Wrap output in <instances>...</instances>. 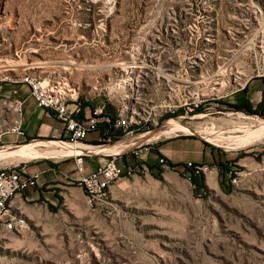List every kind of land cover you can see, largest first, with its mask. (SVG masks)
<instances>
[{
    "label": "rangeland",
    "instance_id": "1",
    "mask_svg": "<svg viewBox=\"0 0 264 264\" xmlns=\"http://www.w3.org/2000/svg\"><path fill=\"white\" fill-rule=\"evenodd\" d=\"M133 58L147 66L158 58L179 80L201 76L219 99L179 110L150 138L99 140L116 146L106 152L125 169L107 199L89 204L66 178L69 189L28 210L23 231H0V264H264V139L235 147L250 134L238 127L264 118L229 106L230 91L264 79V0H0V85L63 77L90 111ZM170 137L201 140L204 171L160 156ZM69 156L41 157L55 166Z\"/></svg>",
    "mask_w": 264,
    "mask_h": 264
},
{
    "label": "built area",
    "instance_id": "2",
    "mask_svg": "<svg viewBox=\"0 0 264 264\" xmlns=\"http://www.w3.org/2000/svg\"><path fill=\"white\" fill-rule=\"evenodd\" d=\"M134 54H137L134 50ZM133 58L117 72L118 78L109 76L100 87V103L91 108L89 117L80 120L76 116L81 110L78 97H73L74 91L62 77L61 79H41L38 76L25 74L20 83L27 86L30 98L35 106L61 121L64 125L65 137L63 143L71 147L85 145L90 133H97L104 143L120 138L137 139L149 135L159 122H167L176 116L179 110L187 114L203 107L210 99H219L217 91L212 88L208 93L204 89L203 78L188 76L178 79L174 71L168 68V63L161 65L154 58V65H140ZM156 64V65H155ZM196 70L197 63L191 64ZM116 74V73H115ZM176 75V73H175ZM152 83L155 92H149L144 84ZM217 86V83L214 85ZM238 90V89H237ZM237 90L230 91L233 95ZM155 94V95H153ZM113 99L116 101L114 115L109 116L107 110ZM15 121L11 126H0V146L3 136L15 134L24 137L21 127L23 101L16 98L12 101ZM101 148L103 146H94ZM87 151V150H86ZM90 152L71 155L76 173L80 175L78 182L85 193L89 204H98L107 199L110 187L125 172L124 167L117 163L115 154H110L103 165H99L88 174L84 173V158ZM163 160L161 159L160 162ZM198 171L205 168L188 163ZM37 185V176H26L19 169L0 170V231L20 233L26 227V217L11 203L16 196Z\"/></svg>",
    "mask_w": 264,
    "mask_h": 264
},
{
    "label": "crops",
    "instance_id": "3",
    "mask_svg": "<svg viewBox=\"0 0 264 264\" xmlns=\"http://www.w3.org/2000/svg\"><path fill=\"white\" fill-rule=\"evenodd\" d=\"M19 81L20 79H17L11 83L0 85V126H11L14 123L15 113L11 107L12 99L20 98L23 101L22 116L20 118L21 127L25 132L24 137H18L15 134L3 136L2 145L0 146V170L19 169L26 176H37L36 187L16 196L11 203L25 216L29 209L41 208L42 204H44L43 200L51 203L50 200L53 198L55 188L69 189L64 188L66 183H68L66 178L76 179L80 175L76 173L73 159L51 166L48 162L42 160L43 157L20 158V150L1 153L7 149L23 148V146H27V144L24 145L27 141L61 139L54 142H64L62 139L66 135L63 123L50 112L37 108L30 98L27 86L21 84ZM92 101L93 104H90V108L100 103L101 98L99 93L95 94ZM111 105H114L113 102H111ZM229 106L236 107L242 112L250 108L251 110H258L264 113V79L254 78L246 81L231 96ZM89 114L90 111L84 109L76 117L80 120H85L89 117ZM256 116L262 117L259 114H256ZM98 143L99 136L97 133H90L85 141V145L93 149H96L94 146ZM114 147L116 146H110V148L101 147L100 151H102L98 152L101 155L100 157L85 158L84 173L88 174L99 165H103L108 155L116 154L114 152H106V150ZM97 149L99 150V148ZM157 151L171 166L176 167H183L188 163L200 165L210 159V154L205 150L202 141L193 137L185 139L170 137L169 141L162 147H159ZM52 188L54 190H51Z\"/></svg>",
    "mask_w": 264,
    "mask_h": 264
},
{
    "label": "bare ground",
    "instance_id": "4",
    "mask_svg": "<svg viewBox=\"0 0 264 264\" xmlns=\"http://www.w3.org/2000/svg\"><path fill=\"white\" fill-rule=\"evenodd\" d=\"M65 81H67L65 79ZM253 119V118H252ZM246 125V126H245ZM243 126H239L238 128L243 129V131L248 132L252 135H247L241 139L240 142L235 143V147H247L249 145H253L256 143H260L264 139V120L260 121H252ZM239 129V130H240ZM186 133H190V131L187 129L185 130ZM147 136V137H146ZM146 138L152 137L151 134L146 135ZM42 147V148H40ZM102 148H105L102 147ZM110 148V147H106ZM19 151L20 158H33V157H41L46 156L53 159L58 160L57 158L66 157L68 155H73L77 153L82 152H101L100 149L98 150L93 149L90 146H84V145H77L75 147H71L63 142H35L27 146H23V148H16V149H10L6 150L1 153H9L13 151ZM87 150V151H86Z\"/></svg>",
    "mask_w": 264,
    "mask_h": 264
},
{
    "label": "trees",
    "instance_id": "5",
    "mask_svg": "<svg viewBox=\"0 0 264 264\" xmlns=\"http://www.w3.org/2000/svg\"><path fill=\"white\" fill-rule=\"evenodd\" d=\"M247 112L254 113V114H259L262 117H264L263 112H259L258 110H251L250 108L245 109ZM194 182H196L195 177L192 178Z\"/></svg>",
    "mask_w": 264,
    "mask_h": 264
}]
</instances>
